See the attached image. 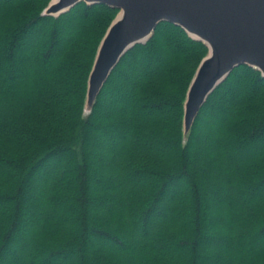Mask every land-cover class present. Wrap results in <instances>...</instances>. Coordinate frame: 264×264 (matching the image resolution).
<instances>
[{"label": "trees", "instance_id": "trees-1", "mask_svg": "<svg viewBox=\"0 0 264 264\" xmlns=\"http://www.w3.org/2000/svg\"><path fill=\"white\" fill-rule=\"evenodd\" d=\"M49 1L0 0V264H264L261 73L234 68L184 138L207 47L161 22L86 113L117 9Z\"/></svg>", "mask_w": 264, "mask_h": 264}, {"label": "water", "instance_id": "water-1", "mask_svg": "<svg viewBox=\"0 0 264 264\" xmlns=\"http://www.w3.org/2000/svg\"><path fill=\"white\" fill-rule=\"evenodd\" d=\"M81 2L117 9L88 76L85 112L123 55L148 41L161 22L179 26L207 47L186 92L184 138L209 95L234 68L247 65L264 77V0H50L42 14L58 16Z\"/></svg>", "mask_w": 264, "mask_h": 264}, {"label": "rangeland", "instance_id": "rangeland-1", "mask_svg": "<svg viewBox=\"0 0 264 264\" xmlns=\"http://www.w3.org/2000/svg\"><path fill=\"white\" fill-rule=\"evenodd\" d=\"M21 82H25V76H21ZM30 209H32V208H30ZM207 209H209V208H207Z\"/></svg>", "mask_w": 264, "mask_h": 264}]
</instances>
